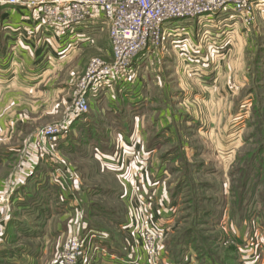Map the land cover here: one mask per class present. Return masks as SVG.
Listing matches in <instances>:
<instances>
[{
  "label": "rangeland",
  "instance_id": "rangeland-1",
  "mask_svg": "<svg viewBox=\"0 0 264 264\" xmlns=\"http://www.w3.org/2000/svg\"><path fill=\"white\" fill-rule=\"evenodd\" d=\"M3 9L12 10L9 7H3ZM258 16L259 14L253 11L251 20H247L232 11L217 12L213 16L212 23L205 21V18L201 20L203 24L199 23L197 19L185 18L177 22H169L166 24V27L174 28L175 25H180L182 29L181 37L188 40L190 48H196L199 44L210 45L211 42L205 37L209 36V34L217 35L215 41L220 40L221 42L217 44L219 49L216 54H220L219 56L223 57V54L229 50V45H232V41L229 42L231 38L228 40L226 36L228 30H230L229 24L237 22V26L239 25L240 27L238 19L240 18L239 20H241L242 18L248 25H252L255 22L257 27L259 25ZM259 30V27L258 31L255 30L258 35L260 34ZM253 31H251L252 37L249 40H254L256 43V34ZM92 34L94 35L95 42L83 47L79 51V55L73 56L64 65L59 67L54 74H44L45 64L43 63L37 66L39 69L35 67L37 69L34 73L26 71L29 75L33 74L36 77L42 74L45 80L48 77H52L49 81L53 80V83L49 87H53L51 89L55 93L49 102H52L56 106L55 115L54 118H51V114L46 112L47 108H44V105L39 106L37 112L38 123L34 125L39 129L33 132L31 138L27 142H24L20 148V153L13 164L14 166L10 167L12 170L9 168L8 177L13 180L11 183L15 186V183H13L15 181L14 177L16 179L20 174V178H24L25 175L32 173L36 164L43 158L41 156L42 153L49 151L50 154L47 156L51 155L49 157L56 164L59 162L58 166L55 165L53 167L54 171L59 166H62L61 169L69 171L73 179H77L75 180V185L79 200H84L82 205L79 206L78 203L71 202L75 199L65 192V198L67 199L63 203L61 201L57 202L56 206V211L60 214H55L48 222L47 227L43 225V227L41 226L42 228L36 229L37 234L35 236L39 235L36 239H27L23 238V236L21 238V235H16L15 237L9 236L7 223L9 222L13 208L11 205L8 207L7 219L2 221V224L4 223L3 240L7 239L9 242L11 241L10 245L6 242L10 248H24L25 251H28L29 255H24L29 256V260L33 259L34 264H53L55 261L59 262L60 256H63V251L67 246L65 245L67 243L66 240L76 233L84 237L89 230L88 225L95 223L102 226L99 228L109 232L110 238H112L111 243L115 241L121 245L124 244L131 254L138 252L142 257H145L149 252L146 250L144 243H142L143 248H145L143 250L139 244L140 238L137 235L134 236L128 234V232H124L121 224L117 226L112 218V216L123 217L125 221H129L132 217L131 204L127 202V198L122 197L120 199L118 192H120V189L124 190L127 186L131 191L135 183H131V180H128L130 179L129 176L122 173V170L128 173L131 171L130 169L124 168V166L118 167L115 163H111L112 167L108 170L104 161L101 160L106 167L102 166V168L93 155V146L96 144H99V147L100 145L105 146L104 141L101 139L102 134H107V140L114 141L112 127L108 128L111 123H109L106 115H100L101 113L95 115L99 122L96 123L93 117L87 125V128L94 127L95 125L96 137L85 138L82 131L86 127H84V130H74L76 134L72 133V131L68 132L70 134H67L66 140L63 139L61 143L65 144L67 141L73 139L75 147L71 150L66 149V144L64 145L65 147L63 146L57 150L55 148L57 145L53 147V145L47 144L38 135L41 129L49 125V122H52L50 120L61 118L59 121H63L70 115L73 106L72 102L79 95L76 83L85 72L89 59L99 57L105 62L112 60L108 22L99 20ZM2 37L3 39L5 38V47H9V44L13 43V40L6 39L7 37L4 34ZM261 42L262 40H259V46H262ZM165 46L164 44L160 48V50L164 51L163 53L167 52ZM209 48L212 49V47ZM198 49L200 50L201 48ZM108 51H110V55L107 58ZM6 54L10 58L13 57L10 55V52ZM218 55H215V57ZM14 56H18L17 53ZM180 56L182 57L183 54L180 53ZM208 61H210V58ZM232 61L236 62V66L234 69H230V75L227 74L224 77L225 81L230 78L232 85H230L229 90H231L232 94L220 97L216 91L211 89L213 88V81L214 83L217 82L216 76H214L215 71L219 72V68L222 67L216 63V69L212 72V77L201 79V83H203L202 89L189 79V83L186 81L189 87L185 95L189 98H185L187 100L184 101H177L178 103H174L173 101L171 105L167 102L164 105L165 109L160 112L162 116L161 120L167 115L173 120H177L176 123L180 125L178 126V130L181 131L182 136L180 141L176 139L175 142L166 141L163 143L161 139H156L157 144L160 145V148L162 147L163 152L164 149V151L169 149L172 143L173 145L182 143L178 152L183 153L184 159L179 158L177 163H173V161L167 163L165 166L166 172L163 177L161 176L162 180L152 181L150 179L152 178L151 176L148 178V182L152 181L149 185L154 186L152 189V194L154 195L153 203L155 204V201L159 200L166 201L167 197L171 196L174 185L181 180V177H186V180L184 179L185 187L176 196V202L173 203V224L162 235V238L156 240V249L168 251L169 255L173 256L174 254V257H177L180 245L184 246V243L177 241L175 237L181 234L183 228L193 225L198 235H194L196 240L201 237V241H205L206 245L221 259L219 260L213 256H209L210 258L206 257L205 260L209 263L219 264L222 261L224 264H244L240 248L252 242L257 244L255 247L259 246L258 263L254 264H264V49L258 48V45L251 48H243L238 57H232ZM17 62L16 58L14 64H17ZM226 73H229V71ZM235 78L236 82L233 80ZM240 80H245V84L242 87L238 86ZM44 83H41L35 91L47 94L49 87L48 85L43 86ZM208 85L211 87H207ZM236 87H240V89ZM57 88H62V91L56 92ZM201 90L203 92L209 90L208 93L210 94L206 93L202 95ZM155 96L158 97L159 93H155ZM198 96H202V99ZM86 97L87 99H91L88 93ZM35 98L29 97L28 100H35ZM176 98L178 99L177 95ZM193 98L195 100H192ZM28 103L31 102L29 101ZM69 105L70 108L65 113ZM193 105L195 112L191 111L193 110ZM236 106L237 110L235 109ZM93 111V108L91 109L90 107L87 114L89 115ZM189 111L193 112L195 116L199 115L198 118L205 125L200 130V133L193 126L194 124L191 119L187 122V117L190 116ZM24 129L26 132H30L27 127H24ZM151 134L153 136L154 133ZM148 135L147 132L146 139H148ZM22 136L23 134H20V137L18 136L17 139H20ZM211 141L214 142V145ZM144 142H140L139 144L144 146ZM261 147L262 149L259 151ZM259 158L262 160L259 161ZM54 162L53 164H55ZM144 169H146V166ZM133 171L138 172V168H133ZM133 175H137V181L139 180L140 182L138 187L141 189L143 186V181L141 182L140 179L141 176L138 173ZM29 178L31 177L29 176ZM120 180H127L129 184L122 183ZM144 187L147 188V186ZM157 187L161 188V192L155 197V189ZM145 188L141 190L147 194V189ZM8 190L9 188L3 185L0 188V194H6ZM60 194L61 197H64L62 192ZM135 200L136 202H134L133 207L138 208L140 211L138 198H135ZM92 204H96L108 210L109 214L112 212L114 215L108 216L106 212H99V210L93 209ZM73 209L76 211L71 213ZM4 210L5 207L0 205V218ZM155 214L156 212L152 211L148 218L153 217ZM30 228L32 227L30 226ZM137 234L141 236L139 232ZM213 236H217L215 241L212 240ZM239 240L243 244H239L237 242ZM70 242L71 239L68 243ZM234 246L237 248L235 249ZM147 249H149V246H147ZM180 254L182 256H186L187 254L195 256L193 249L187 247ZM4 261L0 257V264H6ZM81 261L80 255L78 264ZM198 261L199 264H205L204 261ZM245 264L250 263L246 262Z\"/></svg>",
  "mask_w": 264,
  "mask_h": 264
},
{
  "label": "crops",
  "instance_id": "crops-1",
  "mask_svg": "<svg viewBox=\"0 0 264 264\" xmlns=\"http://www.w3.org/2000/svg\"><path fill=\"white\" fill-rule=\"evenodd\" d=\"M22 13L23 12L0 7V188L3 185L8 187L13 181L8 177L9 171L12 170L10 167L14 166L13 164L18 158L20 153L19 150L24 142H27L33 135V132L39 129L34 126L38 123L37 112L39 106L44 105V108H47L46 112L51 114V118H54L55 115L56 106H54L52 102H49L50 98H53L55 93L51 89L53 87H49L51 83H53V80L49 81L52 77H48V79L45 80L42 74L36 77L33 74L29 75L26 71L34 73L38 68L37 66L43 63L45 64V66L43 65L45 68L44 74H54L59 67L64 65L73 56L76 57L79 55V51L87 46L78 45L75 47H67L68 45H66L65 48L62 49L65 40H67V36L70 34V30H65L64 36L60 37L58 35L62 33L61 31L54 32L46 27H36L34 26L35 16L32 15L28 17ZM257 14H259V25L257 27L255 22L252 25H248L242 18L241 20H239L240 18L238 19L240 27L239 25L237 26V22L229 24L230 30H228L226 36L228 40L231 38L229 42L232 41V45H229V50L223 54V57H220V54H216L219 49L217 44L221 42L220 40H216L213 46L211 44H199L196 48H191V52L188 54V62L182 59L179 50L173 46L171 38L166 39V53H163L164 51L159 48L142 51L133 61L132 81L117 84L116 88L112 90V94L105 90L98 93H90L91 109L93 108L94 111L88 116L80 119L79 122L75 121L73 127L70 129L68 127L61 137L55 138L52 143L53 147L59 144L63 139L66 140L68 132L72 131V133H74V130L78 131V127L81 130L83 126L88 125L93 117L96 123L99 122L95 115L99 113H101L100 115H106L109 123H111L108 128L112 127L114 141L107 140V134H102L101 139H105L107 145L105 143V146L100 145L99 147V144L93 146L94 157L98 160L101 167L104 166L101 160L104 161L105 159L104 163L107 168L104 167L109 170L112 167L111 163L116 162V157L120 152L123 150L129 153L134 152L129 168L131 171L126 174L130 178L128 180H131V183H136L137 175L133 174L138 173V175L141 176V182L143 181L142 189L145 188L144 186H147L145 189H147L148 193L152 194L153 188L149 183L151 184L153 180H162L161 176L163 177L166 172V163L160 162L159 157L162 147L160 148V145L157 144L155 137L160 135L157 139H161V142H163L164 138L162 136L165 135L174 142L177 133H181V131H178V126L180 125L176 123L177 120H173L168 115L164 116L161 120L162 116L160 112L165 109L164 105H166L167 102L171 105L173 101L174 103H178L177 101H184L187 100L185 98H189L185 96L189 87L186 81L189 83V79L202 89L203 83H201V79L212 77V72L216 69V63L222 67L219 68V72L215 71L214 76H216L217 82L214 83L213 81V88L211 89L216 91L220 97L232 94L231 90H229L230 85H232V83H230V78H228L229 80H224L225 75H230V69H234L236 66V62L232 61V57H238L243 48H251L258 45V48L264 49V13L257 12ZM99 20L100 19H97L94 20V23L87 24L84 29L85 34L91 35L93 40L91 44L95 42L92 31ZM5 25H9L12 28L13 35H9V37L4 35L7 37L6 39L13 40L10 48L5 47V38L3 39L2 37L5 32ZM258 27L260 29L259 35L255 31H258ZM252 30H254L253 33L256 34V43L254 40H249L252 37ZM18 31H21L26 37L18 35ZM70 40L71 39H68L67 42ZM193 40L196 41L195 39ZM259 40H262V46H259ZM209 47H212V49L214 48V50ZM198 48L201 49L199 50ZM65 49L67 50L63 52ZM205 50L207 51L204 53ZM7 52L17 53L18 56L14 57L17 58V64H14V60H12L13 57L10 58L7 56ZM109 55L110 51L107 52V58ZM215 55L218 56L215 57ZM209 58L210 61H208ZM227 71H229V73H226ZM209 73L210 75H208ZM233 80L235 82L237 81L236 78ZM41 83H44L43 86L48 85L49 91L47 94L35 91ZM244 84L245 80H240L238 86L242 87ZM207 87L211 86L208 85ZM240 87L236 88L240 89ZM61 91L62 88H57L56 92ZM201 91L202 95L209 92V90L204 92L203 90ZM157 92L159 93L158 97L155 96ZM209 94L210 93H208V95ZM29 97L36 98L35 100H28ZM198 97L202 99V96ZM198 97H196V99H198ZM192 100L195 99L193 98ZM29 101L31 103H28ZM63 103L65 104L64 100ZM69 108L70 105L66 108L65 113H67ZM236 108L237 106L235 109ZM191 111L195 112L194 105ZM191 111H189L190 116L187 117V122L191 119L194 124L192 125L195 126L197 132L200 133V130H202L205 125L202 124V121L198 118L199 115L195 116ZM16 119L17 121L15 122ZM60 119L61 118L53 119L54 121L50 120L52 122H49V124L57 122ZM24 127H27L30 132H26ZM147 132L149 134L148 139H146ZM151 133H154L153 136H151ZM20 134H23V136L17 139L18 136L20 137ZM16 139L18 142L15 141ZM143 141H145V144H143L144 146L139 144ZM149 143L154 144V147L151 151L146 152ZM211 143L214 145V142L211 141ZM55 148L58 150V147ZM97 148H99L101 152L97 153ZM112 150H114V152L110 153ZM103 151L104 153L102 154ZM100 154L104 158H102ZM47 155L46 152L42 153L41 156L43 158L36 164L32 173L25 175L24 178H20V174L16 179L14 177L15 181L13 183H15L16 189L11 195L10 201L13 211L11 212L9 220H15L16 223H13V225L9 227V236L15 237L16 235H21V238L23 236V238L27 239H36L39 236H35L37 234L36 229L41 226L43 227V225L47 227L50 219L54 217L55 214H60L56 211L57 202L61 201L63 203L65 200L61 197V184L56 178L54 169L47 168L48 165H52V167L54 165V160ZM137 162L139 163V167L136 165ZM58 163L56 166H58ZM145 166L146 169H144ZM49 168L51 167L49 166ZM133 168H138V172L133 171ZM29 176L31 178H29ZM150 176L152 177L150 178L152 181L148 182ZM120 181L129 184L127 180V182L125 180ZM56 187L58 188L57 190L55 189ZM127 187H125L124 190L120 189V191H123L124 194ZM160 189V187L155 189V197L161 192ZM35 195L44 196L48 199L44 214H40L39 210L33 209L38 202V200H34ZM83 201L84 200L80 199L78 205H82ZM155 206L157 209L156 217L159 218L158 225L164 228L163 232L165 234L173 224V207L168 200L155 201ZM75 209L71 210V213L75 212ZM29 225L33 229L30 228ZM6 242H8L9 245L11 243V241L9 242L7 239L2 240L0 243V257L5 260L4 262H6V264H34L33 259L29 260V256L24 255H29L28 251H25L24 248H10ZM164 252L166 254L161 264H169L166 263L167 261H170L171 264H175L168 252L165 250ZM128 256L129 251L125 248V245H116V242L113 241L109 249V254L103 255L100 262L94 261L93 264H128L125 261ZM195 256H193V254H187L184 257L185 260L183 264H199ZM204 262L205 264H211L206 260ZM53 264H58V261L53 262Z\"/></svg>",
  "mask_w": 264,
  "mask_h": 264
},
{
  "label": "built area",
  "instance_id": "built-area-1",
  "mask_svg": "<svg viewBox=\"0 0 264 264\" xmlns=\"http://www.w3.org/2000/svg\"><path fill=\"white\" fill-rule=\"evenodd\" d=\"M0 7H9L17 12H23L22 14L28 17L34 15V26L46 27L54 32L61 31L62 33L58 35L60 37L64 36L65 30H70L67 40H71L69 42L65 40L62 49L66 45L75 47L91 44L93 42L91 35L84 32L86 25L94 23L97 19L108 22L112 60L105 62L99 57L90 58L85 72L76 83L79 95L72 102L70 115L65 120L49 124L38 132V135L52 146L53 140L65 133L69 123L75 120L77 114H85L90 109L91 102L86 97L87 93L89 95L105 90L112 94L117 84L132 81V64L142 51L160 49L166 43V39L171 38L173 46L183 54L182 59L188 62L191 48L188 40L181 37L180 25L167 28L166 24L185 18L197 19L199 23L205 18V21L212 23L214 14L226 11L235 12L238 16L251 20L253 11L264 13V0H0ZM5 27L4 35L7 37L13 35L12 28L9 25ZM17 33L24 36L21 31ZM216 37L215 34H209L205 38H208L207 40L213 46ZM10 45L12 43L9 47ZM14 54L10 52L13 56L12 60L15 61ZM46 154H50L49 151H46ZM133 155L134 152L129 153L123 150L116 157L115 164L129 169ZM136 165L139 167L138 162ZM61 168L62 166L57 167L54 172L61 184V192L64 196L62 198L67 199L65 198V192H67L75 199L71 202L79 203L75 185L77 179L74 180L69 171ZM122 173L126 175L127 172L122 170ZM139 183L138 180L131 191L128 188L124 191L122 197L127 198V202L131 204L133 214L129 221L121 224V227L124 232L137 235L140 240L142 239V241L139 240V244L143 248L142 243H144L149 252L145 257L138 252L132 254L129 252L125 261L128 264H161L166 253L164 250L156 249V240L162 238L164 228L158 225L157 209L153 203L154 195L148 192L146 194L141 190L142 188L138 187ZM7 188H9L8 193L0 194V205L5 207L0 218V243L4 239L2 221L7 219L8 207L11 205L10 195L16 189L12 183ZM135 198H138L140 211L133 207ZM152 211L156 214L148 218ZM70 239L71 242L68 243ZM66 242L67 246L58 264H78L80 255L82 261L79 264L100 262L103 255L109 254L112 245L109 232L102 228H89L84 237L78 233L73 234ZM256 245L250 242L249 245L245 244L243 248H240L244 264L258 263L259 246L255 247ZM166 263L171 264L170 261Z\"/></svg>",
  "mask_w": 264,
  "mask_h": 264
},
{
  "label": "trees",
  "instance_id": "trees-1",
  "mask_svg": "<svg viewBox=\"0 0 264 264\" xmlns=\"http://www.w3.org/2000/svg\"><path fill=\"white\" fill-rule=\"evenodd\" d=\"M86 116H88V114H82V113H79V114H77V116H76V118H75V120H73V121H71L70 123H69V129L71 128V127H73V125H74V122L76 121H78L79 122V120L80 119H82L83 117H86ZM84 127H86L85 128V130H84ZM78 129H79V127H78ZM81 130H84V131H82V132H84V137L85 138H93V137H96V132H95V130H96V128H95V125H94V127H90V128H87V125H85V126H83L82 127V129ZM179 131V130H178ZM70 134V133H69ZM68 134V135H69ZM88 134H89V137H88ZM68 135H66V137L68 136ZM93 135V136H92ZM181 136H182V134L180 133L179 134V132L177 133V135H176V139H179V141L181 140ZM158 137H160V135H157L155 138L157 139ZM163 138H164V140H163V143L164 142H166V141H169V142H173L172 141V139L171 138H169V137H166L165 135H163L162 136ZM103 138H105V137H103ZM84 141H86L85 139H83ZM79 141V140H78ZM104 141V143H106V145H107V141H105V139L103 140ZM176 141V140H175ZM174 141V142H175ZM73 142H74V140L73 139H71V140H69V141H67V143H65L66 144V149H72L73 147H75L74 146V144H73ZM65 144H63V142L61 143H59V144H57V146L56 147H58V148H62ZM79 144H80V142H79ZM105 145V144H104ZM181 145H182V143H180V144H176V145H173V143H172V145H170L171 147H169V149H167L166 151H164L163 150V152L161 153V154H159V157H160V162H162V163H166V165H167V163H169L170 161H173V163L174 162H178V159L179 158H181V159H184L183 157V153L181 154V152H178L179 151V149H180V147H181ZM65 147V146H64ZM154 147V144H152V143H149V146L147 147V149H146V152H148V151H151V149ZM261 149H262V147L259 149V151H261ZM69 150V151H70ZM97 153L98 152H101V150L100 149H98L97 148ZM182 151V150H181ZM263 151V150H262ZM112 152H114V150H112L110 153H112ZM104 153V151L102 152V154ZM108 154V153H107ZM101 155V154H100ZM102 156V155H101ZM102 158H104L103 156H102ZM259 161H261L262 159L261 158H259L258 159ZM55 165H56V163L53 165V167H55ZM49 166L51 167V168H49ZM52 167V165H48L47 166V168L48 169H54ZM165 169H166V167H165ZM186 177H184V176H182L181 177V180L180 181H178L175 185H174V187H173V192L171 193V196L169 197H167V200L169 201V203L172 205V207L174 206V202H176V199H177V195L181 192V190L185 187V181H184V179H185ZM186 180V179H185ZM45 183H47V182H45ZM56 190L58 189L57 187L55 188ZM118 196H119V198L120 199H122V196H123V191H120V192H118ZM34 200L35 201H37L38 200V202L36 203V205H35V207H33V209L34 210H39V212H40V214H44V210H45V205H46V202L48 201V199L46 198V197H44V196H40V195H35V198H34ZM92 207H93V209L95 208V209H97V210H99V212H106L107 214H108V216H111V215H114V214H112V212H110V214H109V212H108V210H106V209H103V208H101L100 206H98V205H96V204H92ZM105 213V214H106ZM90 214H91V211H90ZM112 218L114 219L113 221H114V223L118 226L119 224H122L124 221H125V219L123 218V217H117V216H112ZM13 223H16L15 222V220H9V222L7 223V226H8V228L9 227H11L12 225H13ZM92 227H96V228H99V227H102V226H99V224H97V223H95V224H89L88 225V228H92ZM182 232H181V234H179L178 236H176L175 237V239L177 240V241H180V242H183L184 243V246L181 244L180 245V250H179V252L177 253V257H174L175 255L173 254V256L172 255H170L172 258H173V260H174V262H175V264H183L184 263V257L185 256H182L180 253H182L183 251H184V249L187 247V248H191V249H193V252H194V254L196 255V257H197V259L198 260H200V261H205V259H206V257L208 258L209 256H213V257H216V258H218L217 257V255L213 252V250L212 249H210L209 247H208V245H206L207 243L205 242V241H201V237H199L197 240H196V238H195V236L197 235V232H195V227L193 226V225H191V226H188L187 228H183L182 230H181ZM33 233H34V230H33ZM232 233H233V230H232ZM195 235V236H194ZM232 235H234V234H232ZM198 236V235H197ZM111 237H112V235H111ZM217 239V236H213L212 237V240H216ZM170 241V240H169ZM196 241H198L197 242V244H195V242ZM239 244H243V242L241 241V240H239V241H237ZM119 243H117L116 242V245H118ZM236 245V244H235ZM234 248H235V246H234ZM237 248V247H236ZM235 248V249H236ZM169 250V249H168ZM17 251H18V249H17ZM168 252V251H167ZM0 254H1V252H0ZM210 258V257H209ZM219 259V258H218ZM219 260H221V259H219ZM219 264H224L222 261H221V263H219Z\"/></svg>",
  "mask_w": 264,
  "mask_h": 264
}]
</instances>
